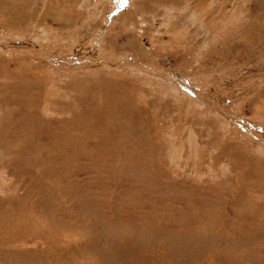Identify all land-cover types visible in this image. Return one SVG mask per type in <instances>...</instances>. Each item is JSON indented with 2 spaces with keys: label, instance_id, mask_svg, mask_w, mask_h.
Masks as SVG:
<instances>
[{
  "label": "rangeland",
  "instance_id": "obj_1",
  "mask_svg": "<svg viewBox=\"0 0 264 264\" xmlns=\"http://www.w3.org/2000/svg\"><path fill=\"white\" fill-rule=\"evenodd\" d=\"M0 264H264V0H0Z\"/></svg>",
  "mask_w": 264,
  "mask_h": 264
}]
</instances>
